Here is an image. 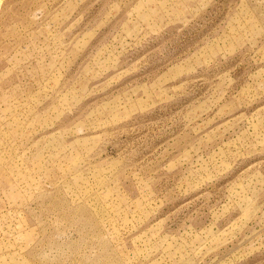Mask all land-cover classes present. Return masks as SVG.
<instances>
[{
    "label": "rangeland",
    "instance_id": "1",
    "mask_svg": "<svg viewBox=\"0 0 264 264\" xmlns=\"http://www.w3.org/2000/svg\"><path fill=\"white\" fill-rule=\"evenodd\" d=\"M0 264H264V0H0Z\"/></svg>",
    "mask_w": 264,
    "mask_h": 264
}]
</instances>
